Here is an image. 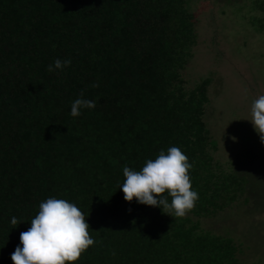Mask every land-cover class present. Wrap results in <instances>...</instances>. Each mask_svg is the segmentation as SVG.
I'll list each match as a JSON object with an SVG mask.
<instances>
[{
  "label": "trees",
  "instance_id": "obj_1",
  "mask_svg": "<svg viewBox=\"0 0 264 264\" xmlns=\"http://www.w3.org/2000/svg\"><path fill=\"white\" fill-rule=\"evenodd\" d=\"M191 9L0 0V264H241L232 238L184 216L246 190L215 157L211 79L182 77Z\"/></svg>",
  "mask_w": 264,
  "mask_h": 264
},
{
  "label": "rangeland",
  "instance_id": "obj_2",
  "mask_svg": "<svg viewBox=\"0 0 264 264\" xmlns=\"http://www.w3.org/2000/svg\"><path fill=\"white\" fill-rule=\"evenodd\" d=\"M255 2L191 0L198 43L182 72L188 88L211 79L204 121L218 145L215 157L225 171L233 163L246 188L211 218L184 216L200 232L232 238L241 264H264V20L252 19L264 15Z\"/></svg>",
  "mask_w": 264,
  "mask_h": 264
}]
</instances>
